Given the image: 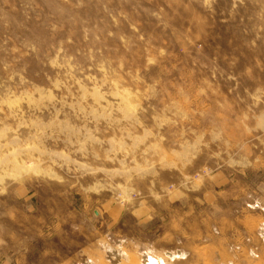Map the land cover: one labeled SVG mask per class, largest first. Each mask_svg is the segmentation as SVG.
Here are the masks:
<instances>
[{
  "label": "rangeland",
  "instance_id": "rangeland-1",
  "mask_svg": "<svg viewBox=\"0 0 264 264\" xmlns=\"http://www.w3.org/2000/svg\"><path fill=\"white\" fill-rule=\"evenodd\" d=\"M252 171L264 0H0V264L95 238L112 262L132 243L174 264L170 218Z\"/></svg>",
  "mask_w": 264,
  "mask_h": 264
},
{
  "label": "crops",
  "instance_id": "crops-1",
  "mask_svg": "<svg viewBox=\"0 0 264 264\" xmlns=\"http://www.w3.org/2000/svg\"><path fill=\"white\" fill-rule=\"evenodd\" d=\"M261 172L252 171V188H243L242 183L232 182L230 189L217 191L215 200L214 197L204 200L207 210L198 211L195 216L184 211L183 215H178L185 219L184 223L174 224L179 221L170 218L169 236L189 244L164 250L160 258L173 260L174 264H264V173ZM224 183V178L218 182L223 186ZM225 200L236 206L226 207ZM136 210L137 218L141 219V209ZM101 240L95 238L68 259H60L55 264L140 263L142 253L137 251L136 244L122 246L123 256L112 262L107 259ZM154 255L148 257L155 264H164Z\"/></svg>",
  "mask_w": 264,
  "mask_h": 264
},
{
  "label": "built area",
  "instance_id": "built-area-1",
  "mask_svg": "<svg viewBox=\"0 0 264 264\" xmlns=\"http://www.w3.org/2000/svg\"><path fill=\"white\" fill-rule=\"evenodd\" d=\"M149 263V259L147 260V262H145L144 264H148Z\"/></svg>",
  "mask_w": 264,
  "mask_h": 264
}]
</instances>
